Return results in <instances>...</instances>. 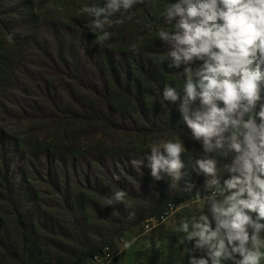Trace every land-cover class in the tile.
<instances>
[{
	"label": "rangeland",
	"instance_id": "rangeland-1",
	"mask_svg": "<svg viewBox=\"0 0 264 264\" xmlns=\"http://www.w3.org/2000/svg\"><path fill=\"white\" fill-rule=\"evenodd\" d=\"M171 2L146 0L122 17L114 15L113 23L103 30L110 35L102 39L103 31L93 27V17L82 9L103 6L105 0H0V59L12 52L16 61L13 68L19 73L30 77L32 71L46 72V59L36 46L40 40L52 42L53 26L72 28L79 35L99 39L108 46L134 45L136 56L149 48L146 54L157 57L161 50L146 42L161 30H173V24L166 23L162 15ZM17 43L20 46L12 49ZM28 43L31 51L26 47ZM26 99L18 91L11 93L10 89L0 88V130L11 138V143H7L0 135V168L5 167L1 157L5 153L12 182L21 189L12 195L4 193L0 180V226L7 234L5 241L10 251H0V264H18L14 253L26 264H76L105 246L118 253L117 264H188L183 251L184 234L177 233L176 228L182 219L207 211L205 200L190 197L197 191L205 194L204 178L191 173L195 162L192 150L199 151L200 144L191 140L189 133L150 135L144 131L143 123L131 125L120 117L116 118L114 131L67 127L59 134L57 128L42 125L23 127L26 114L19 106H24ZM67 137L72 139L69 144L76 147L74 152L51 154L49 158L55 164L48 165L43 145ZM180 139L186 146L181 159L190 175L179 183L171 182V187L167 177L153 181L146 167L152 145L160 140ZM22 140L31 149L26 158L28 165L20 158L24 152L17 150V143ZM131 159H144L142 176L139 169L131 166ZM62 160L67 162L65 168L59 164ZM219 160L218 174H224L226 162ZM185 181L194 185L192 191L184 190ZM119 190L127 193L124 200L107 206L106 197ZM166 203L172 205L164 210L163 219L145 230V221L159 218ZM18 211L23 213L27 227L24 256L16 224ZM129 212H134V216L129 218Z\"/></svg>",
	"mask_w": 264,
	"mask_h": 264
},
{
	"label": "clouds",
	"instance_id": "clouds-1",
	"mask_svg": "<svg viewBox=\"0 0 264 264\" xmlns=\"http://www.w3.org/2000/svg\"><path fill=\"white\" fill-rule=\"evenodd\" d=\"M146 0H105L85 6L93 27L104 30ZM172 31L158 36L168 47L169 69L179 70L182 91L165 85L164 107L179 101L182 123L193 149L191 173L204 178L207 211L182 219L183 251L188 264H261L264 261V0H173L162 13ZM110 33L103 31L102 39ZM11 40L12 37L9 36ZM198 101V103H197ZM183 131L182 129L180 130ZM185 141L160 140L146 158L153 181L179 183L188 177L181 159ZM217 157L226 173L218 174ZM141 171L144 159H131ZM119 177H116L118 179ZM194 185L185 181L184 190ZM124 190L106 197L107 206L121 203ZM134 212H129V218ZM191 245V247H189Z\"/></svg>",
	"mask_w": 264,
	"mask_h": 264
},
{
	"label": "trees",
	"instance_id": "trees-1",
	"mask_svg": "<svg viewBox=\"0 0 264 264\" xmlns=\"http://www.w3.org/2000/svg\"><path fill=\"white\" fill-rule=\"evenodd\" d=\"M51 29L52 42L40 40L36 46L46 59V72L32 71L30 77L19 73L13 68L16 61L12 52L0 59V88L10 89L11 93L18 91L27 98L24 100L25 105L19 106L20 111L26 114L22 121L23 127L42 125L47 129L57 128L59 134L64 133L67 127H99L101 130L114 131L117 127L116 118L120 117L131 125L143 123L144 131L150 135L190 134L181 122L179 101L163 106L164 86L167 84L182 91L184 77L179 70L167 67L169 45L164 44L158 35L150 36L151 40L146 42L153 49L161 50L159 56L152 57L146 54L149 48L142 50L144 54L136 56L133 54L134 45L108 46L99 39L79 35L72 28L53 26ZM18 46L19 43L13 44L12 49ZM26 47L31 51V44H26ZM0 135L11 143V138L3 130H0ZM70 140L71 137H67L44 144V151L47 152L45 162L53 166L55 163L49 158L51 154L70 155L74 152L76 147L69 144ZM17 145V150L24 152L20 157L22 162L28 165L26 158L31 154L29 144L22 140ZM1 157L5 164L3 169L0 168L1 185L4 193L12 195L21 189H16L12 182V169L6 165L7 154L1 153ZM217 159L223 160L219 157ZM66 163V160L59 161L62 168L66 167ZM190 197H196V193ZM16 202L20 204V200ZM170 204H165L163 212ZM22 214L21 211L16 213V224L21 238V254L24 256L28 236ZM6 237V232L0 226V251L10 253ZM20 258L14 253V259L19 260L18 264H26L20 262ZM114 264H117V260Z\"/></svg>",
	"mask_w": 264,
	"mask_h": 264
},
{
	"label": "built area",
	"instance_id": "built-area-1",
	"mask_svg": "<svg viewBox=\"0 0 264 264\" xmlns=\"http://www.w3.org/2000/svg\"><path fill=\"white\" fill-rule=\"evenodd\" d=\"M172 204L168 205L165 210L168 207H171ZM165 214V211L159 215V218H150L149 220L145 221L144 228L145 230H149L153 227L154 222H158L160 219H163V215ZM118 253L115 252V250L109 246H105L98 250L97 252L93 253L91 256L84 258L81 260L78 264H114L117 260Z\"/></svg>",
	"mask_w": 264,
	"mask_h": 264
}]
</instances>
